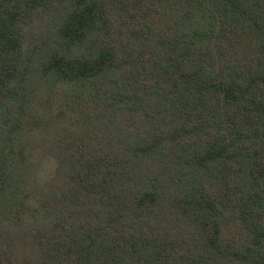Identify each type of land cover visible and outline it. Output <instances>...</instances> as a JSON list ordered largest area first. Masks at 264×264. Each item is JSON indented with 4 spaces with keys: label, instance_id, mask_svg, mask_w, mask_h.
<instances>
[{
    "label": "trees",
    "instance_id": "obj_1",
    "mask_svg": "<svg viewBox=\"0 0 264 264\" xmlns=\"http://www.w3.org/2000/svg\"><path fill=\"white\" fill-rule=\"evenodd\" d=\"M0 264H264V0H0Z\"/></svg>",
    "mask_w": 264,
    "mask_h": 264
}]
</instances>
